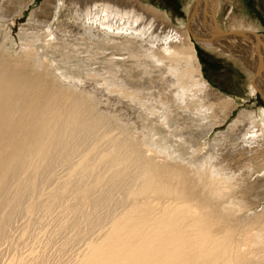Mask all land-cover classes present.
<instances>
[{"label": "bare ground", "instance_id": "obj_1", "mask_svg": "<svg viewBox=\"0 0 264 264\" xmlns=\"http://www.w3.org/2000/svg\"><path fill=\"white\" fill-rule=\"evenodd\" d=\"M35 1L0 0V264H264L262 159L216 148L264 152V109H241L205 148V118L223 123L235 98L200 74L189 40L243 61L264 97V32L213 35L208 0L178 28L142 0H46L17 39Z\"/></svg>", "mask_w": 264, "mask_h": 264}, {"label": "rangeland", "instance_id": "obj_2", "mask_svg": "<svg viewBox=\"0 0 264 264\" xmlns=\"http://www.w3.org/2000/svg\"><path fill=\"white\" fill-rule=\"evenodd\" d=\"M46 0H36L32 4L30 3V7L28 9H25L24 15H22L18 20L16 19V23L13 24V35L18 39V34L21 31V28L24 25H27L30 19V14L36 10L39 9L42 4H44ZM148 5H152L153 7H156L160 10L166 11L170 18L171 22L167 25V23H164L163 20L159 19V24L161 27L164 25L165 27H181L182 23L186 22L188 24V18H187V12L186 8H188L190 5L192 6V3L194 0H142ZM218 21L221 23V25L225 29H251V30H257L264 32V0H219V5H218ZM202 16V15H201ZM56 23V21H55ZM173 23V24H172ZM189 40H191L194 43V46L198 52L197 54V59L199 62L198 69L200 70V74L205 77V79L216 89L219 91L230 95L235 98L234 102H231V104L227 107L228 111L231 113L229 116L226 118L227 120H224L223 123L221 122L220 124H217L218 122V112H212L208 113L207 118H205V121L210 123L211 125L213 124V129L214 131H209L205 139H209L207 141V145L205 148L209 149L212 144L215 142V139H218L221 137L222 138V133L226 134L228 131V127L233 121L236 119L238 114L240 113L241 109H252V110H262L264 109V97L260 94H257L255 96H249V83L253 79V74L249 72L248 68H245V64H243V61H238L237 58H235L232 54L230 53H224L225 50L222 49L221 47L217 46H208L204 45L202 42L197 41L191 34ZM257 39H253L254 45L257 42ZM190 42V41H189ZM262 42L264 43V40L262 39ZM259 43V42H258ZM186 44V41L184 42ZM261 47V45H258ZM258 46H256L258 48ZM264 51V47H261ZM224 50V51H223ZM264 54V52H263ZM259 57V56H258ZM240 60V59H239ZM154 64V65H153ZM244 66H243V65ZM157 65L156 63H152V73L157 74L154 77V74L150 73L152 78L156 79L155 81H151L152 85L157 87L156 89L161 91L164 95L167 96H172L174 94V90L168 86L169 79L167 74L162 73L158 69H160V65H157L158 69L155 67ZM200 66V67H199ZM151 70L149 72H151ZM159 71V72H158ZM252 72V70L250 69ZM162 74V75H159ZM173 74V73H171ZM150 76V77H151ZM171 76V75H170ZM151 78V79H152ZM143 81V80H142ZM154 82L155 85H154ZM99 85V84H98ZM115 97V96H114ZM118 100H115L116 98H111L108 99L107 101L109 102H114L112 104V107H115V105L118 104L119 107H123V103L125 99L122 97H117ZM211 99V97H210ZM173 98H172V105L174 106L173 103ZM212 100V99H211ZM105 101V100H104ZM209 101V100H208ZM236 102V103H235ZM111 104L109 103V105ZM215 109L218 108V104L215 105ZM213 114V116H212ZM212 117H211V116ZM213 118L217 121L213 122ZM210 119V120H209ZM209 120V121H208ZM211 121V122H210ZM213 122V123H212ZM209 124V125H210ZM190 130H196L197 127L194 126H189ZM196 128V129H195ZM199 130V129H198ZM197 130V131H198ZM220 140L219 142L217 141L218 144L222 143L224 141ZM238 141V140H237ZM237 141H232V140H227L221 145H218L216 148L218 150H221L224 153V156H226L224 159H227L229 163H231V160L235 158L237 159L239 165H243L245 160L248 161L246 163H259L264 165V152L263 148L261 146H258L261 144V142H258L259 144H252L251 145H245L242 140ZM233 144V146H232ZM235 144V145H234ZM244 144V145H242ZM242 145V147H241ZM228 146V147H227ZM221 147V148H220ZM233 147V148H232ZM236 147V148H235ZM238 147L241 149H238ZM247 148V149H246ZM206 149V151H207ZM225 149V150H223ZM231 149V150H230ZM235 149V150H234ZM229 152H228V151ZM234 150V151H233ZM239 152H238V151ZM254 150V151H253ZM226 151V152H225ZM233 151V152H232ZM231 152V153H230ZM247 152V153H246ZM250 152V153H248ZM253 152V153H252ZM227 153V154H226ZM232 154V155H229ZM235 153V155H234ZM242 154V156H241ZM248 154V155H247ZM237 155V156H236ZM244 155V156H243ZM254 155L255 159H252L250 156ZM231 156V157H229ZM237 158H236V157ZM229 157V158H228ZM233 157V158H232ZM259 158L256 159V158ZM231 158V159H230ZM248 159V160H247ZM252 159V160H251ZM262 159V161H261ZM259 161V162H257ZM261 161V163H260ZM237 163V164H238ZM264 201L260 202L259 205L256 206L255 211L259 212V210L263 209ZM20 221V220H19ZM18 221V227L20 228L22 222ZM23 221V220H21ZM14 227V229H17ZM12 232V235L14 233L17 234L19 229L14 230ZM16 231L17 233H15ZM18 235V234H17ZM16 236V235H15ZM4 248L7 250V252H4L5 249H1L0 253L3 252L5 256L7 257V254L10 252L6 246ZM11 253V252H10ZM2 255V253H1Z\"/></svg>", "mask_w": 264, "mask_h": 264}, {"label": "water", "instance_id": "obj_3", "mask_svg": "<svg viewBox=\"0 0 264 264\" xmlns=\"http://www.w3.org/2000/svg\"><path fill=\"white\" fill-rule=\"evenodd\" d=\"M218 0H208L209 9V24L208 27L212 34L218 37L235 39L236 43L239 44L240 37L244 34H256L257 30H247V29H224L220 23L217 21L216 10L218 8Z\"/></svg>", "mask_w": 264, "mask_h": 264}]
</instances>
